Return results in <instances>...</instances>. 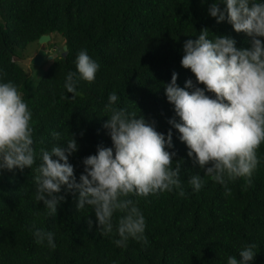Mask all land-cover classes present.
<instances>
[{"label":"trees","instance_id":"16d2710c","mask_svg":"<svg viewBox=\"0 0 264 264\" xmlns=\"http://www.w3.org/2000/svg\"><path fill=\"white\" fill-rule=\"evenodd\" d=\"M213 0H0V82H13L32 112L35 164L23 171L5 170L0 176V264H227L229 256L240 259V250L255 244V258L248 264H264V144L258 149L260 163L251 177L227 181L224 185L204 177V170L188 157L187 146L169 120L176 116L167 101L165 86L172 74L184 87L194 75L181 65L186 40L195 39L202 29L229 36L237 48H249L250 37L237 33L225 21L209 15ZM264 2V0H258ZM221 10L225 5H219ZM42 35L61 37L51 42L57 57L42 73L38 86L16 57L38 43ZM67 46L65 56L64 47ZM80 50L99 65L94 82L75 76L74 98L64 88L69 72H77ZM29 56V55H28ZM30 57V56H29ZM43 65V64H41ZM31 67H37L29 65ZM191 91L192 89H187ZM115 92L113 107L143 116L167 137L172 132L173 168L182 160L180 178L185 195L178 189L140 197L130 195L142 212L148 243L129 238L118 247L119 219L113 215V233L102 236L90 206L77 211V195L62 187L65 199L49 217L43 202L35 200V169L42 163L41 149L63 145L72 136L78 151L69 156L77 182L84 172L83 159L97 152V146L112 147L103 127L110 112L108 96ZM212 95L211 93H207ZM53 132L60 138L54 139ZM72 135V136H71ZM55 159V157H53ZM199 174L205 183L195 191L188 179ZM88 219L93 221L91 228ZM35 229L51 231L56 247L38 245Z\"/></svg>","mask_w":264,"mask_h":264},{"label":"clouds","instance_id":"9594fccd","mask_svg":"<svg viewBox=\"0 0 264 264\" xmlns=\"http://www.w3.org/2000/svg\"><path fill=\"white\" fill-rule=\"evenodd\" d=\"M205 2V0H201ZM223 3L224 9L219 5ZM209 15L217 23L227 21L237 33L250 37L249 48H237L235 39L214 35L202 29L195 39H188L183 46L181 65L194 75L196 84L187 80L184 87L177 85V73L165 86L167 101L174 105L175 119L169 123L179 132V139L186 144L187 155L204 170V177L224 185L227 181L251 177L260 160L258 149L264 144V2L258 0H213ZM57 50L54 49V51ZM37 53V52H36ZM77 72H69L64 88L74 98L75 76L89 83L94 82L99 65L80 50L76 57ZM187 89H192L191 91ZM211 93L212 95H208ZM118 100L115 92L108 96L105 110L111 115L103 127L108 130L112 147L97 146V152L83 159L84 172L77 182L69 156L78 151L72 136L65 144L51 150L41 149L42 163L35 169V200L43 202L49 217L56 216L58 204L65 199L62 187L77 195L76 209L85 206L93 209L98 230L102 236L113 233V215L126 213L116 227L120 239L118 247H126L129 238L148 243L145 236V218L130 195L147 197L178 189L183 197L180 178L182 160L175 161L172 132H158L143 116L127 113L113 107ZM32 112L22 93L11 82H0V176L5 170L32 169L35 164L33 148ZM53 132L54 139L60 138ZM55 157V159L53 158ZM188 183L199 191L205 181L199 174L192 175ZM93 221L88 219L91 228ZM35 242L55 248L51 231L35 229ZM255 244L244 246L237 259L229 256L227 264H248L256 252Z\"/></svg>","mask_w":264,"mask_h":264},{"label":"rangeland","instance_id":"374dc122","mask_svg":"<svg viewBox=\"0 0 264 264\" xmlns=\"http://www.w3.org/2000/svg\"><path fill=\"white\" fill-rule=\"evenodd\" d=\"M61 41H62L61 37L53 36L52 37V41H50L49 43H51V42L54 43L55 42L56 45H61ZM49 43L46 44V45L45 44L41 45L39 42L31 44L29 46V48L27 49V52H25V55L27 57H29V56L31 57L32 55L34 56V54L36 52H38L41 48H44L45 50H47V46L49 45ZM47 51H48L47 57L44 58L43 62L41 63L43 65H39L37 67H31L29 65L22 64V67L28 73V75H27L28 81L34 87L38 86V82H39V79L42 76V73L45 72L50 67V65L53 62V59H54L53 54H55L54 49L49 48Z\"/></svg>","mask_w":264,"mask_h":264},{"label":"water","instance_id":"95a60500","mask_svg":"<svg viewBox=\"0 0 264 264\" xmlns=\"http://www.w3.org/2000/svg\"><path fill=\"white\" fill-rule=\"evenodd\" d=\"M51 41V36L50 35H42L38 42L41 45H46ZM65 52L62 54L63 56L66 55L67 53V46L64 47ZM48 51L45 50L44 48H41L34 56L27 57V58H21V57H16L13 59L14 62H19L21 64L25 65H34V66H39L43 62L44 58L47 57ZM53 57H57V53L53 54Z\"/></svg>","mask_w":264,"mask_h":264},{"label":"crops","instance_id":"0c3cea01","mask_svg":"<svg viewBox=\"0 0 264 264\" xmlns=\"http://www.w3.org/2000/svg\"><path fill=\"white\" fill-rule=\"evenodd\" d=\"M35 55V54H34ZM33 56V55H32Z\"/></svg>","mask_w":264,"mask_h":264},{"label":"flooded vegetation","instance_id":"af4514ba","mask_svg":"<svg viewBox=\"0 0 264 264\" xmlns=\"http://www.w3.org/2000/svg\"><path fill=\"white\" fill-rule=\"evenodd\" d=\"M36 54V53H35Z\"/></svg>","mask_w":264,"mask_h":264}]
</instances>
